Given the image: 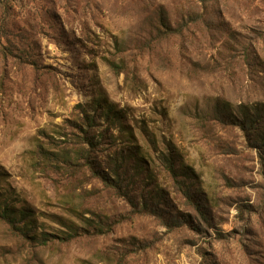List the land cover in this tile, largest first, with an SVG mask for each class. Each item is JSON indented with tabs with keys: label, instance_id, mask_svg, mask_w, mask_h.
Masks as SVG:
<instances>
[{
	"label": "rangeland",
	"instance_id": "obj_1",
	"mask_svg": "<svg viewBox=\"0 0 264 264\" xmlns=\"http://www.w3.org/2000/svg\"><path fill=\"white\" fill-rule=\"evenodd\" d=\"M0 208V264H264V0H0Z\"/></svg>",
	"mask_w": 264,
	"mask_h": 264
},
{
	"label": "trees",
	"instance_id": "obj_2",
	"mask_svg": "<svg viewBox=\"0 0 264 264\" xmlns=\"http://www.w3.org/2000/svg\"><path fill=\"white\" fill-rule=\"evenodd\" d=\"M163 24L167 29H169V25L166 22ZM88 142H90V145L93 146V143L91 141H88ZM165 162H166L165 164H166L167 171L170 172V174H172L173 177L179 178L178 173H177L176 168H175V165L173 163V160L172 159L169 160L166 158ZM88 169L92 172V174L94 176L99 177L104 182L109 183L110 179L108 178V176H106L104 174L103 171H101L100 169H94L92 164L89 165ZM183 186H184V183L182 181L177 182L178 190L180 192H182V195L184 196V198H186L187 200H191V196H190L188 189H184ZM11 214H12L11 210H9L7 208H4L3 210H1V208H0V217L2 219H4L8 224L13 226V225H15L16 217H13ZM22 214H24V213L22 212Z\"/></svg>",
	"mask_w": 264,
	"mask_h": 264
}]
</instances>
